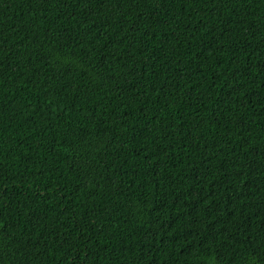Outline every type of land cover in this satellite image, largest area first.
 Returning <instances> with one entry per match:
<instances>
[{
    "label": "trees",
    "instance_id": "16d2710c",
    "mask_svg": "<svg viewBox=\"0 0 264 264\" xmlns=\"http://www.w3.org/2000/svg\"><path fill=\"white\" fill-rule=\"evenodd\" d=\"M0 264H264V0H0Z\"/></svg>",
    "mask_w": 264,
    "mask_h": 264
}]
</instances>
